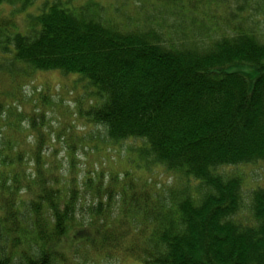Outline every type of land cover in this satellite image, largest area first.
Here are the masks:
<instances>
[{"label":"trees","instance_id":"trees-1","mask_svg":"<svg viewBox=\"0 0 264 264\" xmlns=\"http://www.w3.org/2000/svg\"><path fill=\"white\" fill-rule=\"evenodd\" d=\"M251 1L142 0L129 17L98 0H0V264H264V185L222 170L264 162V36ZM26 70L85 80L94 98L79 117L107 142L138 139L177 184L157 190L95 163L81 174L70 154L64 168L40 127L51 102L17 110Z\"/></svg>","mask_w":264,"mask_h":264},{"label":"rangeland","instance_id":"rangeland-1","mask_svg":"<svg viewBox=\"0 0 264 264\" xmlns=\"http://www.w3.org/2000/svg\"><path fill=\"white\" fill-rule=\"evenodd\" d=\"M86 0H76L78 3H82ZM97 1V0H96ZM102 5H110L113 3L115 6L120 5V10H122L121 4H123V9L128 13L129 17H138L134 12L135 5L142 0H98ZM251 6L245 7V12L249 14L256 15L258 25L256 29H260L261 35L264 36V0H252ZM112 4V5H113ZM151 4H146V7L150 10H154ZM154 5V4H153ZM119 7V6H118ZM15 8V6H13ZM10 6L4 5L1 7L0 11L3 14H7ZM251 9V10H250ZM30 11L33 7L29 8ZM217 14L221 13L223 15L222 8L215 9ZM196 18L195 22L198 23L199 20L203 18L199 15L190 16ZM172 21L177 18L170 17ZM13 20L19 27H23L24 14L18 13L14 16ZM205 22V21H203ZM29 73L28 78L23 82L24 86L17 93L18 102H22V106H18L16 101L17 110L25 113L37 112L42 105V101L47 99V102H51L50 105L46 107H41L47 111L46 117L42 119L41 132L46 133L47 138H51L50 145L54 146V151L52 154L53 159L61 162L64 168L69 165L70 155L73 165L76 171L84 174L86 167H93L92 164L95 163L93 168H102L105 171H115L122 172L126 169H133V174L140 176V178H149L150 182L156 184L157 190L160 187L177 184V179L174 173L166 171L163 167L153 164L148 156L141 154L140 146L141 143L138 139H125L114 142H107L104 139V132L101 126L94 125L91 122H86L82 117L78 115V103L81 101L82 105L85 106L91 100L88 96L92 94L93 90L90 85L79 78L74 77V75H62L60 72L52 71H31L26 70ZM45 97V98H44ZM11 108V111H14ZM36 122L41 121L40 118L35 117ZM25 124L27 121L24 122ZM90 134L93 135V139L89 137ZM32 134V132H30ZM83 135V136H82ZM58 136L60 141H58ZM34 135H28L27 140L33 142ZM81 143L77 149L71 148L70 145L73 143ZM99 146L96 151L94 149V144ZM23 144L21 143V146ZM27 144L23 145L25 147ZM75 146V144H73ZM71 149L72 152L67 153V149ZM45 151V148H44ZM48 152V151H46ZM76 154V156H74ZM85 164V168L83 166ZM223 171L233 172L237 171L243 175V186L246 189L255 187L256 185H264V162L261 161L249 164L237 165V166H227L222 168ZM236 172V173H237ZM60 250L70 251V248L66 246H58ZM95 264H99L96 261ZM101 264H139V262L133 258H122L118 260L104 261Z\"/></svg>","mask_w":264,"mask_h":264}]
</instances>
